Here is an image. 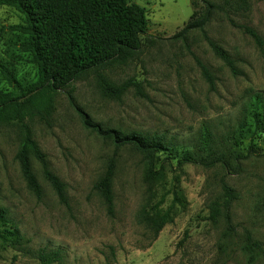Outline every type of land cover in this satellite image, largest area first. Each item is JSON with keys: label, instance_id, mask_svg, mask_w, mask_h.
Listing matches in <instances>:
<instances>
[{"label": "rangeland", "instance_id": "374dc122", "mask_svg": "<svg viewBox=\"0 0 264 264\" xmlns=\"http://www.w3.org/2000/svg\"><path fill=\"white\" fill-rule=\"evenodd\" d=\"M130 1L147 12L142 49L128 64L100 73L114 86L134 80L141 89L130 88L120 100L110 99L98 75L89 73L59 92L49 120L25 121L52 172L66 184L68 206L60 202L35 159L33 170L43 195L38 199L30 191L16 159L21 125H0V205L9 210L23 237L18 247L0 243V264H42L39 253L44 250L60 251L61 259L52 264H264L261 253L251 262L244 248L249 232L264 250V131H247L253 128V97L261 95L264 102V46L244 29H254L264 40V0ZM206 2L220 9L205 31L233 57L237 75L213 53L201 31H192L187 42L173 39L193 14L199 17L205 11ZM24 22L16 9L0 6V66L28 84L37 80L38 68L20 48L25 36L10 29ZM196 58L213 74L214 90ZM0 89H12L1 70ZM69 92L76 105L105 128L164 135L176 144L156 200L175 184L186 208L157 238L138 221L148 200L142 157L129 145L117 150L87 129L70 104ZM207 130L221 146L248 157L241 161L240 173L193 164L178 169L176 155L199 146ZM115 153L110 215L95 185ZM223 180L238 193L230 235L224 215L216 222L208 220L211 204L222 199ZM171 200L170 195L163 207Z\"/></svg>", "mask_w": 264, "mask_h": 264}, {"label": "trees", "instance_id": "16d2710c", "mask_svg": "<svg viewBox=\"0 0 264 264\" xmlns=\"http://www.w3.org/2000/svg\"><path fill=\"white\" fill-rule=\"evenodd\" d=\"M0 6L16 9L25 17L23 25L10 29L25 36L20 48L31 56L32 63L38 68L36 81L23 84L0 66V70L11 86L10 91L0 89V125H21V142L16 155L22 176L34 195L40 199L43 189L33 170V159L41 166L45 180L51 185L60 202L68 206L66 184L56 176L47 157L35 140L26 120L40 118L49 120L55 108L56 96L74 81L89 73L98 75L103 93L107 98L120 100L130 88L141 89L140 83L129 80L120 85L110 84L100 73L114 66H123L132 61L143 46L142 37L148 30L147 12L144 7L130 0H0ZM220 6L206 2L205 11L196 17L192 15L184 28L174 35V40L187 42L192 31H201L213 53L231 70L239 74L236 62L228 51L207 35L205 28ZM259 46L264 40L254 29L244 27ZM203 76L210 88L215 89V78L210 70L196 58ZM70 104L77 110L84 126L91 129L106 141H111L117 150L124 146L133 147L142 157L144 164L143 180L147 187V204L138 215V221L146 225L157 238L164 227L171 223L178 211L185 209L186 200L175 184L165 191L158 200V190L166 179L167 159L175 154L176 144L164 135L140 132L124 133L103 127L93 122L69 92ZM251 125L247 131H264L263 97L255 95L251 104ZM48 122V121H47ZM242 133L246 132L241 128ZM250 148V147H249ZM250 152V151H249ZM116 155L111 157L104 174L95 185V190L106 204L110 215L114 214V177L116 174ZM178 169L185 164H193L207 169L216 166L227 172L240 173L241 161L247 159L231 146L225 148L217 143L215 135L206 131L199 146L176 155ZM222 199L211 204L209 221L216 222L222 215L228 223L227 235L232 233L231 208L238 193L224 180L221 182ZM172 200L167 207L168 196ZM0 243L18 247L23 243L18 228L10 219L9 210L0 205ZM245 251L250 261L264 250L261 244L246 233ZM42 264H52L61 259L60 251H40Z\"/></svg>", "mask_w": 264, "mask_h": 264}]
</instances>
